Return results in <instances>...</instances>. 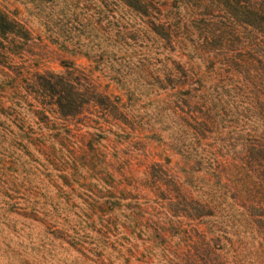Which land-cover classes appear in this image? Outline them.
I'll use <instances>...</instances> for the list:
<instances>
[{"label":"trees","instance_id":"obj_1","mask_svg":"<svg viewBox=\"0 0 264 264\" xmlns=\"http://www.w3.org/2000/svg\"><path fill=\"white\" fill-rule=\"evenodd\" d=\"M12 1L0 264H264V0Z\"/></svg>","mask_w":264,"mask_h":264},{"label":"rangeland","instance_id":"obj_2","mask_svg":"<svg viewBox=\"0 0 264 264\" xmlns=\"http://www.w3.org/2000/svg\"><path fill=\"white\" fill-rule=\"evenodd\" d=\"M12 1V0H11ZM13 2V1H12ZM78 63H80V64H83L84 63V61H79ZM50 68H52V69H54V70H60V68L57 66V65H50Z\"/></svg>","mask_w":264,"mask_h":264}]
</instances>
